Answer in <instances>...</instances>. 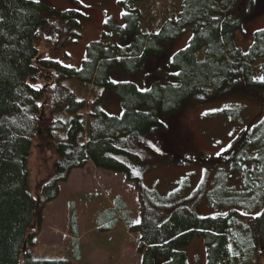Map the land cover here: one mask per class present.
Wrapping results in <instances>:
<instances>
[{
    "label": "trees",
    "instance_id": "16d2710c",
    "mask_svg": "<svg viewBox=\"0 0 264 264\" xmlns=\"http://www.w3.org/2000/svg\"><path fill=\"white\" fill-rule=\"evenodd\" d=\"M129 1L121 2L127 8L122 15L125 24L107 19L103 40L89 45L77 69L41 56L39 46L45 42L50 51H60L77 42L83 12L40 0H0V264H72L64 257L35 259L30 247L46 205L59 196V183L74 169L91 161L104 170L126 172L138 185L134 170L147 158H163V151L145 134L152 126L166 128L164 117L190 102L211 101L236 80L245 88L264 91V28L255 32L247 51L234 38L243 23V0H183L178 13L173 11L172 17L146 31L141 10ZM251 6L252 1L249 10ZM189 27V43L174 53L169 70L159 69L149 87L134 81L113 83V69L134 75L146 65V73H155L161 66L151 69L148 57L163 54L164 44ZM161 74L169 79H158ZM74 77L102 86L100 98L114 86L123 113L88 108L89 98L78 96L65 83ZM261 121L242 127L221 154L185 159L205 169L207 184L215 171L224 172L220 164L241 170L248 153H258L262 170L254 178L258 186L264 185ZM33 150L39 175L33 172ZM141 210V222L124 214L130 230L140 235L141 264H188L180 248L195 232L206 237L208 264H264V208L260 214L229 209L201 216L180 203L170 218L165 212L156 218L145 204Z\"/></svg>",
    "mask_w": 264,
    "mask_h": 264
},
{
    "label": "rangeland",
    "instance_id": "374dc122",
    "mask_svg": "<svg viewBox=\"0 0 264 264\" xmlns=\"http://www.w3.org/2000/svg\"><path fill=\"white\" fill-rule=\"evenodd\" d=\"M40 1L58 9H76L84 13L80 16L82 31L77 42L69 43L60 51H50L45 42L39 46L41 56L77 69L81 68L89 45L103 40L102 32L108 28L105 25L107 19L115 18L120 25L125 24L122 15L127 8L121 3L125 0ZM182 1L129 2L141 10L142 31H146L172 17L173 11L178 13ZM239 14L243 16V23L234 38L241 50L247 51L255 32L264 28V0H243ZM192 34V29L187 28L183 35L164 44L163 54L148 57L151 69L161 66L155 73H146L145 65L134 75L113 69L111 78L116 82L134 81L142 88L149 87L159 69H170L169 62L174 53L189 43ZM134 36L132 33L129 39ZM199 54L201 58L203 52ZM159 77L163 82L169 79L162 74ZM65 83L76 90L78 96L84 94L89 98L88 108L116 115L123 113L114 86L100 98L98 94L103 87L94 82L85 83L74 77ZM261 120H264V91L245 88L243 82L236 80L211 101L190 102L164 117L166 128L152 126L146 132V139L164 155L161 159L147 158L139 169L134 170V175L140 177L138 185L127 179L126 172L97 168L91 161L83 168L74 169L67 180L59 183V196L43 211L41 228L35 236V244L30 247L34 258L64 257L71 259L72 264H141L140 235L130 230L124 214L133 222H141L143 204L156 218L164 212L170 218L174 207L180 203L192 207L201 216L222 214L229 209L260 214L264 208V185L258 186L246 176L241 183L242 171H234L225 164H220L224 172L215 171L205 184V169L185 158L196 160L207 155L217 156L229 148L242 127L254 126ZM36 155L37 150H33L31 163H35L33 172L39 175ZM72 235L79 236L75 237L77 241L71 238ZM180 249L186 252L188 264H208L204 234L193 233L190 242Z\"/></svg>",
    "mask_w": 264,
    "mask_h": 264
},
{
    "label": "flooded vegetation",
    "instance_id": "af4514ba",
    "mask_svg": "<svg viewBox=\"0 0 264 264\" xmlns=\"http://www.w3.org/2000/svg\"><path fill=\"white\" fill-rule=\"evenodd\" d=\"M167 150H168V148H167ZM250 151H252V147L250 148ZM248 154H249V156H247L246 161H242L241 166H240V169L242 171L241 174H243L240 181L242 183V181L246 175L245 173H247V174H249V177L251 179H254L255 183L258 185L259 181L254 178V175L258 174L262 170V165L258 161L259 154L258 153H252V152H250ZM226 165L228 167H230L231 163L230 164L226 163ZM233 170L235 171L238 169H233Z\"/></svg>",
    "mask_w": 264,
    "mask_h": 264
},
{
    "label": "crops",
    "instance_id": "0c3cea01",
    "mask_svg": "<svg viewBox=\"0 0 264 264\" xmlns=\"http://www.w3.org/2000/svg\"><path fill=\"white\" fill-rule=\"evenodd\" d=\"M98 168V167H97ZM75 237H77V238H79V236H75V235H72V239H75L76 240V238ZM77 241V240H76Z\"/></svg>",
    "mask_w": 264,
    "mask_h": 264
},
{
    "label": "snow or ice",
    "instance_id": "6c2138e0",
    "mask_svg": "<svg viewBox=\"0 0 264 264\" xmlns=\"http://www.w3.org/2000/svg\"><path fill=\"white\" fill-rule=\"evenodd\" d=\"M261 80L264 81V77H261ZM113 83H116V81H113Z\"/></svg>",
    "mask_w": 264,
    "mask_h": 264
}]
</instances>
